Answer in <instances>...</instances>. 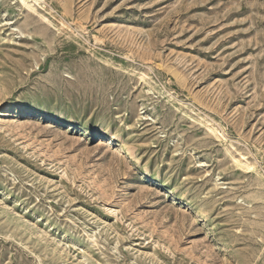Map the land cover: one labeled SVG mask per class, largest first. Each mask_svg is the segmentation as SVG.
<instances>
[{
    "label": "rangeland",
    "instance_id": "1",
    "mask_svg": "<svg viewBox=\"0 0 264 264\" xmlns=\"http://www.w3.org/2000/svg\"><path fill=\"white\" fill-rule=\"evenodd\" d=\"M0 264H264V0H0Z\"/></svg>",
    "mask_w": 264,
    "mask_h": 264
}]
</instances>
